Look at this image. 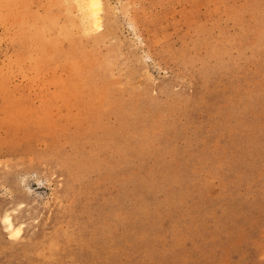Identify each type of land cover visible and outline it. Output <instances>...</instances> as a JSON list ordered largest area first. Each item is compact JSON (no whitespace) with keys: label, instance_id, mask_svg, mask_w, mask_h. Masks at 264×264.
I'll list each match as a JSON object with an SVG mask.
<instances>
[{"label":"rangeland","instance_id":"rangeland-1","mask_svg":"<svg viewBox=\"0 0 264 264\" xmlns=\"http://www.w3.org/2000/svg\"><path fill=\"white\" fill-rule=\"evenodd\" d=\"M78 1L0 0V264H264V0Z\"/></svg>","mask_w":264,"mask_h":264},{"label":"bare ground","instance_id":"bare-ground-1","mask_svg":"<svg viewBox=\"0 0 264 264\" xmlns=\"http://www.w3.org/2000/svg\"><path fill=\"white\" fill-rule=\"evenodd\" d=\"M79 4V8L82 11V23L83 25H91V24H95L98 23L99 21V15H98V11L100 10L99 8L100 6V1L99 0H79L78 1ZM100 6V7H99ZM80 11V12H81ZM81 21V20H80ZM84 26V27H85ZM60 28V27H59ZM58 30V29H57ZM60 31V30H59ZM77 158V157H76ZM75 159V158H74ZM73 159V161H74ZM76 161V160H75ZM83 161V160H81ZM82 163V162H81ZM69 165V164H68ZM69 167V166H67ZM72 167V166H71ZM70 167V168H71ZM78 179V178H77ZM78 197V196H77ZM79 198V197H78ZM6 221V220H5ZM7 226L10 225L9 219L7 218ZM91 225V224H90ZM100 230V229H99ZM14 231V230H13ZM73 237V236H72ZM76 237V236H75ZM76 241V240H75ZM96 241V240H95ZM84 252V251H83Z\"/></svg>","mask_w":264,"mask_h":264}]
</instances>
